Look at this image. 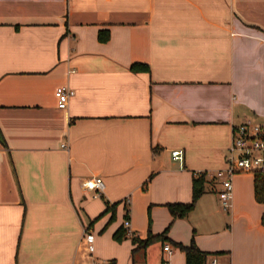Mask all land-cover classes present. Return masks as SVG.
Listing matches in <instances>:
<instances>
[{"label": "crops", "instance_id": "0c3cea01", "mask_svg": "<svg viewBox=\"0 0 264 264\" xmlns=\"http://www.w3.org/2000/svg\"><path fill=\"white\" fill-rule=\"evenodd\" d=\"M262 120L264 0H0V264H185L169 240L114 239L126 216L139 239L193 238L205 264H264L252 173L232 176L228 210L214 177L232 128ZM196 172L205 191L172 217Z\"/></svg>", "mask_w": 264, "mask_h": 264}, {"label": "built area", "instance_id": "2783aa9c", "mask_svg": "<svg viewBox=\"0 0 264 264\" xmlns=\"http://www.w3.org/2000/svg\"><path fill=\"white\" fill-rule=\"evenodd\" d=\"M56 107L62 109L66 106L69 98L73 95L72 89L67 85H59L54 89ZM170 157L181 161L180 150L170 151ZM264 171V120L260 122L246 121L238 124L231 130L230 143L227 147L224 168L215 173L220 188L217 191L219 204L222 210H228L231 206L232 184L231 178L239 172ZM83 186L97 195L103 188V181L100 177H90L83 181ZM126 235L133 236L128 229V221L124 220ZM82 240L88 251L93 250V236L89 233L88 227H82ZM163 250L170 253L169 246L163 245ZM164 264V262H163ZM208 264H218L215 257H211Z\"/></svg>", "mask_w": 264, "mask_h": 264}, {"label": "trees", "instance_id": "16d2710c", "mask_svg": "<svg viewBox=\"0 0 264 264\" xmlns=\"http://www.w3.org/2000/svg\"><path fill=\"white\" fill-rule=\"evenodd\" d=\"M97 39L99 41H105L107 39V31L98 30ZM129 68L132 71H148V66L144 63H139V62L131 63ZM0 139H1V135H0ZM204 175H205L204 172H196L195 175L192 177L191 196L188 202L166 204L167 209L172 217H184L193 208L197 198L205 191ZM252 189H253L254 200L264 205V171L252 172ZM260 222L264 223V209L260 215ZM166 229L167 228H165L160 233H151L148 229L145 237L142 239H139L136 236H130L132 243L135 244L134 249L144 248L149 244L157 241L163 243L166 240H169V242H171L173 246L179 248L184 253L185 264H205L206 256L209 253L199 249L195 245L193 238H191L187 244L171 241L165 235ZM125 233H126V228L121 225L114 232L113 237L116 240H120L121 238L127 236Z\"/></svg>", "mask_w": 264, "mask_h": 264}, {"label": "rangeland", "instance_id": "374dc122", "mask_svg": "<svg viewBox=\"0 0 264 264\" xmlns=\"http://www.w3.org/2000/svg\"><path fill=\"white\" fill-rule=\"evenodd\" d=\"M248 173H250V172H248ZM235 175V174H234ZM85 261H89V260H85Z\"/></svg>", "mask_w": 264, "mask_h": 264}]
</instances>
